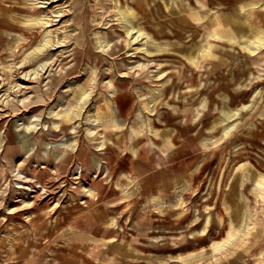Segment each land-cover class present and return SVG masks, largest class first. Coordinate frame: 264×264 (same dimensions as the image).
<instances>
[{"label": "rangeland", "instance_id": "374dc122", "mask_svg": "<svg viewBox=\"0 0 264 264\" xmlns=\"http://www.w3.org/2000/svg\"><path fill=\"white\" fill-rule=\"evenodd\" d=\"M260 177L264 0H0V264H264Z\"/></svg>", "mask_w": 264, "mask_h": 264}, {"label": "bare ground", "instance_id": "6f19581e", "mask_svg": "<svg viewBox=\"0 0 264 264\" xmlns=\"http://www.w3.org/2000/svg\"><path fill=\"white\" fill-rule=\"evenodd\" d=\"M123 15H129L130 13L129 12H127V10L126 9H124V11H122L121 12ZM46 42V41H45ZM193 62H196L195 60H193ZM97 117H100V120H104L103 118H105V114L104 113H98V115H97ZM229 129L226 127L225 129L223 128L222 130H221V133H220V135L219 136H221V137H223V136H226V135H228L229 134ZM35 139V138H34ZM17 176H19L18 178H20V176H21V179L22 178H25V175H23L22 174V172L20 171V170H18L17 171ZM227 179V178H226ZM228 180V179H227ZM257 183V189H258V191L260 192V194L262 193H264V178L263 177H260L259 179H258V181L256 182ZM18 186H21V185H18ZM46 188V187H45ZM37 191V190H36ZM46 191V190H45ZM46 193V192H45ZM48 194V193H47ZM39 195H40V193H39ZM42 195V194H41ZM92 195V197H94L93 195L94 194H91ZM90 201V200H89ZM83 209V208H82ZM240 210V209H239ZM245 212V211H244ZM247 219V218H246ZM246 229H248V226H245L244 227V230H246Z\"/></svg>", "mask_w": 264, "mask_h": 264}]
</instances>
